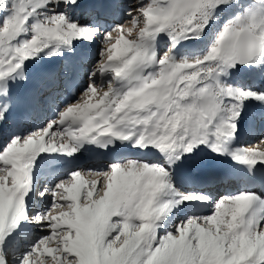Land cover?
<instances>
[{
    "label": "snow or ice",
    "instance_id": "6c2138e0",
    "mask_svg": "<svg viewBox=\"0 0 264 264\" xmlns=\"http://www.w3.org/2000/svg\"><path fill=\"white\" fill-rule=\"evenodd\" d=\"M0 264H264V0H0Z\"/></svg>",
    "mask_w": 264,
    "mask_h": 264
},
{
    "label": "bare ground",
    "instance_id": "6f19581e",
    "mask_svg": "<svg viewBox=\"0 0 264 264\" xmlns=\"http://www.w3.org/2000/svg\"><path fill=\"white\" fill-rule=\"evenodd\" d=\"M253 111H258L257 109H253ZM257 124H258V121H257ZM259 129V126L257 125V130ZM240 143L241 144H246V145H249L250 146V144H251V140H250V138L248 137V136H243V137H241V139H240ZM92 153H88V154H86L85 155V158L83 159V161H82V163L85 165V166H100V165H102V163H103V160H101V159H99V158H95V159H88V157L91 155ZM222 187V186H221ZM221 187H219L218 189H217V191L219 192V193H221L222 192V188ZM236 187H240V185L239 184H230V188H228L227 190H226V192H228V191H232L234 188H236Z\"/></svg>",
    "mask_w": 264,
    "mask_h": 264
},
{
    "label": "rangeland",
    "instance_id": "374dc122",
    "mask_svg": "<svg viewBox=\"0 0 264 264\" xmlns=\"http://www.w3.org/2000/svg\"><path fill=\"white\" fill-rule=\"evenodd\" d=\"M257 125L259 126V122H258ZM98 158L101 159V160H103L102 157H98ZM88 159H89V158H88ZM221 188H222V192H221V194H223V193L226 192V190H227L228 188H230V185H225V186H222Z\"/></svg>",
    "mask_w": 264,
    "mask_h": 264
}]
</instances>
